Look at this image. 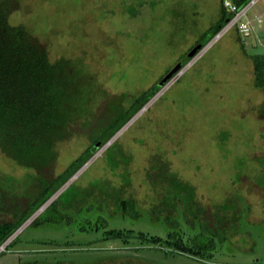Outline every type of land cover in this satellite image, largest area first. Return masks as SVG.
Here are the masks:
<instances>
[{"label":"rangeland","instance_id":"obj_1","mask_svg":"<svg viewBox=\"0 0 264 264\" xmlns=\"http://www.w3.org/2000/svg\"><path fill=\"white\" fill-rule=\"evenodd\" d=\"M227 3L233 4L230 0H12L19 9L10 23L23 25L38 38L51 62L79 60L97 74L91 91L93 111L103 100L99 118L58 144L56 176L90 152L91 132L115 116L117 104L128 109L131 98L159 85L178 64L183 67L0 248V264H264V115L260 113L264 93L255 86L252 62V56L264 54V0L248 11L253 23L250 36L231 28L216 39L230 21L194 58H187L225 13H233ZM259 17L263 24L257 23ZM109 100L113 105L107 108ZM156 154L196 187L198 201L208 210L229 198L238 200L239 234L222 243L215 239L213 256L165 254L157 249L160 244H152L157 238L165 240L169 231L163 219L150 212L155 198L145 177ZM122 174L131 184L123 197L137 203V219L115 215L110 202L97 197L119 186ZM1 176L30 188L32 197L38 194L34 170L0 151ZM91 186L99 187L96 198L92 195L83 204ZM68 188L72 192L63 204L74 209L62 213L71 221L33 226ZM175 216L180 234L190 244L201 232L199 223L195 228L187 224L181 207Z\"/></svg>","mask_w":264,"mask_h":264},{"label":"trees","instance_id":"obj_2","mask_svg":"<svg viewBox=\"0 0 264 264\" xmlns=\"http://www.w3.org/2000/svg\"><path fill=\"white\" fill-rule=\"evenodd\" d=\"M230 1L238 9H243L251 0ZM18 7L12 4V0H0V151L19 166L34 170L33 187L38 185L39 191L32 197L30 188L16 180L0 177V248L161 89L157 85L131 98L132 104L128 109L117 104L115 116L103 121L101 127L91 132L93 146L90 152L74 161L64 174L56 176L58 144L75 137L83 124L99 118L98 111L103 100L97 105L98 111H93L91 90L97 82V74L89 71L79 60L51 62L47 47L38 38L23 25L13 26L10 23ZM233 17L234 13H225L216 26L205 33L201 49ZM252 62L255 86L264 93V54L252 56ZM109 105H113L110 100L107 108ZM260 113L264 115V103ZM122 178L123 182L119 186H112L110 191H101L97 197L110 202L115 215L137 219V203L123 197L131 185L129 176L122 174ZM145 178L155 198L150 208L151 216L163 219L169 227L165 240H152L154 246L160 244L158 250L191 258L210 257L216 250L215 239L222 243L239 234L242 209L236 203L237 199L229 198L208 210L198 201L196 187L182 180L172 171L171 164L159 154L151 158ZM102 181L111 185L109 180ZM98 191L99 187L91 186V191L82 197V203L86 204L92 195L96 198L95 193ZM71 192L72 189L68 188L60 200L42 212L32 225L70 222L71 217L62 211L74 209L73 205L63 204L64 197ZM180 207L185 222L193 228L199 223L201 230L190 244L184 241L180 228L178 230L175 215ZM110 234L120 235L118 232Z\"/></svg>","mask_w":264,"mask_h":264},{"label":"built area","instance_id":"obj_3","mask_svg":"<svg viewBox=\"0 0 264 264\" xmlns=\"http://www.w3.org/2000/svg\"><path fill=\"white\" fill-rule=\"evenodd\" d=\"M260 0H251L243 9H238L233 4L227 3V7L232 10L235 14L234 19L231 20L228 27H226L221 34H219L216 39H218L223 33L228 32L231 28H237L241 34L244 36H250L253 30V23L248 18V11L255 6ZM258 24H263L261 17L257 18ZM3 249V247H2Z\"/></svg>","mask_w":264,"mask_h":264},{"label":"water","instance_id":"obj_4","mask_svg":"<svg viewBox=\"0 0 264 264\" xmlns=\"http://www.w3.org/2000/svg\"><path fill=\"white\" fill-rule=\"evenodd\" d=\"M201 50V46H197L194 50H192V52L188 55V59H192L194 58L198 52ZM182 69V64H178L163 80L162 82L159 84V86H163L166 83H168L170 80H172L174 78L175 75H177L180 70Z\"/></svg>","mask_w":264,"mask_h":264}]
</instances>
